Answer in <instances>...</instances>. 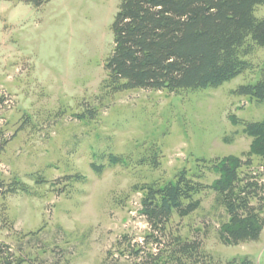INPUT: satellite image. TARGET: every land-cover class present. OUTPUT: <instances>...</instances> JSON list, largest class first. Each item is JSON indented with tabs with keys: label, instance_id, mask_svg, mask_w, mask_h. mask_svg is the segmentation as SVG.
<instances>
[{
	"label": "rangeland",
	"instance_id": "rangeland-1",
	"mask_svg": "<svg viewBox=\"0 0 264 264\" xmlns=\"http://www.w3.org/2000/svg\"><path fill=\"white\" fill-rule=\"evenodd\" d=\"M122 1L0 0V244L13 264H264V228L222 237L230 216L211 187L224 159L263 172L245 122L264 103L238 89L264 78V47L215 88L116 92L105 63ZM182 171L203 185L196 207L153 225L148 191Z\"/></svg>",
	"mask_w": 264,
	"mask_h": 264
},
{
	"label": "trees",
	"instance_id": "trees-1",
	"mask_svg": "<svg viewBox=\"0 0 264 264\" xmlns=\"http://www.w3.org/2000/svg\"><path fill=\"white\" fill-rule=\"evenodd\" d=\"M260 4L264 0H123L113 23L105 86L116 92L145 88L177 92L222 85L250 67L244 56L255 46L264 47V18L255 15ZM238 92L264 103V78ZM245 124L255 137V151L264 158V120ZM242 164L241 159L221 160L214 167L221 178L211 186L229 213L222 237L230 243L258 240L264 228V184L259 179L264 164L259 175L241 177ZM245 164L251 165L252 159ZM202 186L182 171L175 181L150 188L144 209L152 224L158 226L174 211L191 212L196 207L193 194ZM180 246L187 253L196 244ZM0 264H13L2 244Z\"/></svg>",
	"mask_w": 264,
	"mask_h": 264
}]
</instances>
